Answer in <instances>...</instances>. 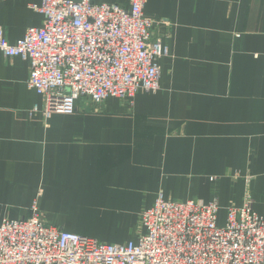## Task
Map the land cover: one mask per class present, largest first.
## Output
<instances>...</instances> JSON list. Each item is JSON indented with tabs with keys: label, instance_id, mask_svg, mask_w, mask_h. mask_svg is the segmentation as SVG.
Here are the masks:
<instances>
[{
	"label": "crops",
	"instance_id": "0c3cea01",
	"mask_svg": "<svg viewBox=\"0 0 264 264\" xmlns=\"http://www.w3.org/2000/svg\"><path fill=\"white\" fill-rule=\"evenodd\" d=\"M41 2L0 0L10 44L41 26ZM144 15L168 54L159 89L130 103L81 100L45 118L28 63L0 53V224L36 201L49 226L123 244L159 194L216 198L222 223L246 192L264 219V0H148Z\"/></svg>",
	"mask_w": 264,
	"mask_h": 264
},
{
	"label": "built area",
	"instance_id": "2783aa9c",
	"mask_svg": "<svg viewBox=\"0 0 264 264\" xmlns=\"http://www.w3.org/2000/svg\"><path fill=\"white\" fill-rule=\"evenodd\" d=\"M148 0L127 5L95 0H42V16L10 44L0 29V53L29 65L27 86L41 96L43 116L71 114L85 100L92 109L114 98L130 103L159 89L158 60L168 51L151 39ZM38 111L35 107L31 113ZM34 201L24 219L0 224V264H264V219L250 196L219 220L205 204L159 194L139 214L135 241L109 244L47 225Z\"/></svg>",
	"mask_w": 264,
	"mask_h": 264
},
{
	"label": "rangeland",
	"instance_id": "374dc122",
	"mask_svg": "<svg viewBox=\"0 0 264 264\" xmlns=\"http://www.w3.org/2000/svg\"><path fill=\"white\" fill-rule=\"evenodd\" d=\"M246 196H249V193L248 192H246V195H245V197ZM216 201H217V199L216 198H214ZM213 199V200H214ZM211 202V201H210ZM244 202V201H243ZM218 203V202H217ZM219 206V205H218ZM229 207V206H228ZM252 207H253V205H252ZM38 210H39V208H38ZM40 212V211H39ZM40 214H41V212H40ZM41 216H42V214H41ZM221 217H223V216H220V219H221ZM43 218V217H42ZM45 222V221H44Z\"/></svg>",
	"mask_w": 264,
	"mask_h": 264
}]
</instances>
